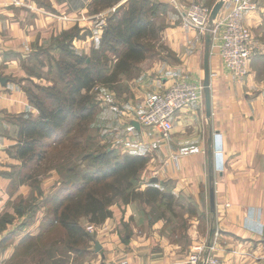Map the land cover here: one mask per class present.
I'll list each match as a JSON object with an SVG mask.
<instances>
[{"label": "crops", "instance_id": "obj_1", "mask_svg": "<svg viewBox=\"0 0 264 264\" xmlns=\"http://www.w3.org/2000/svg\"><path fill=\"white\" fill-rule=\"evenodd\" d=\"M91 3L92 0H0V221L6 214L15 216L13 222L24 218V213L19 216L15 213L12 203L15 197L27 194L26 187L18 188L19 184L11 190L12 178L1 173L12 168L4 163H18L7 153V148L16 143L17 126L7 121L6 116L23 112L36 115L37 110L29 103L23 89L34 52L40 47L47 51L58 49V43L52 41L62 38V32L70 27V21L60 19L59 15L72 17L78 11L85 13ZM263 18L264 8H259V11L247 13L245 22L252 30ZM92 19L82 22L85 28L88 25L90 29L85 37L89 44L88 32L92 38L98 37L101 29L97 32L95 23L100 22L99 28L103 23L100 18L96 22ZM183 29H166V34L171 36L167 40L169 46H173L180 62L173 65L163 62L164 65H155L147 71L143 79L134 82L138 84L141 95L164 91L181 79L193 83L203 80V52L201 55L196 46L191 51L187 49L190 45L183 38ZM256 41L260 49L264 47V42ZM256 58L254 56L250 60L248 74L237 82L219 58L211 55L210 117H206L203 101L178 110L172 118L173 135L169 146L166 148L161 143L159 146L163 148L156 151L157 156L163 154L167 162L164 176L176 180L174 189L190 192L200 209L206 203L210 214L208 150L212 148L215 208L210 214L209 237L213 242L215 235V242L208 252L220 264H264V82L258 76ZM166 70L173 75L163 74ZM182 146L180 170L177 171L168 156L178 153ZM140 204L134 201L111 207L112 215L95 227L94 243L98 242L101 249L98 252L92 250L88 263L83 264H113L118 261L189 264L188 256L206 238H198L196 231L192 244L183 250L179 244L169 241L161 230L164 219L145 214L148 206ZM37 217L41 218L40 213ZM20 223L23 224L18 228L7 223L10 233L5 237L10 238V244L4 251L5 256L0 253V264L5 263L7 252L8 256L12 255L14 246L30 229L25 222Z\"/></svg>", "mask_w": 264, "mask_h": 264}, {"label": "rangeland", "instance_id": "obj_2", "mask_svg": "<svg viewBox=\"0 0 264 264\" xmlns=\"http://www.w3.org/2000/svg\"><path fill=\"white\" fill-rule=\"evenodd\" d=\"M150 1L155 4L157 2L163 3L164 5H158L155 8V13L153 11L154 7L150 8L151 11L146 16L148 20L152 19L154 28L153 32L149 30L148 33L147 43L150 44V50L146 57L128 72L117 73L115 77H112L111 73L121 48L114 42L111 43V46H108L112 47L113 50L100 46L103 26L106 24L107 18L114 13L118 6L127 2V0H117L115 4H111L108 7L106 6L107 0H92L85 13L78 11L72 17L67 14H60V19L70 21V27L65 31L71 32L64 39L59 38L57 41H52V43L61 44V50L56 48L55 50L47 51L40 47L34 52L32 64L27 67L28 77L24 85L34 107L36 104H44L46 105V110L50 111L58 102L62 100L68 102L70 100L73 96L71 94L72 67H79V64L75 63L74 56L76 54L85 58L87 63L89 62L86 65L91 71L93 85L89 90L83 89L79 94L75 95L76 100L73 104V112L77 113L68 116L63 134L61 131L58 136H54L55 138L45 139L41 146L35 148L37 153L33 158V162L23 165L22 160L16 158L13 154L15 152L14 146L7 148L8 155L16 159L18 163H4V165L12 168L10 170H2L1 173L12 178L11 190H14L16 185L19 184L18 188L20 186L26 187L27 194L15 197L12 203L15 213L18 215L17 210L20 209L25 214L24 218L13 222L15 216L6 214L1 217L0 234L2 240L0 242V253L2 252V255L5 256L4 251L10 244V238L5 237V234L10 233L8 232L10 227L7 226V223H11L16 226L15 228H18L20 224H23L20 222H25L24 224H27L30 229L26 236L22 238V241L14 246L12 255L8 256V252L6 253L4 264L88 263L92 250H94V240L91 242H77L75 245H70L69 243L68 248L69 239L58 223L53 220V208L55 205L53 200L59 198L60 194L57 193V189L61 187L62 181L67 183V186H64L63 189L64 193L68 190L75 191L81 171L95 168L99 163L97 160L98 154L106 150H113L114 156L118 158L123 154H139L147 157L148 161L134 182V187L136 190L141 191L154 181V185L161 192H164V197L154 203H141L140 205L145 204L148 206V211L143 212L164 219L165 222L161 230L169 241L179 244L183 250L188 249V246L192 244L193 233L197 231L198 238H206L205 242L199 245L205 246L203 255L205 257L211 256L208 250L215 242V235L212 238L213 242H210L211 238L209 237L211 213H208L206 203L204 208L200 209L195 197L190 192L175 190L176 180L174 178L168 179L164 176L167 162L163 154L158 157L156 151L159 148H163L162 146L166 148L169 146L168 143L172 137L171 135H173V128L167 137L162 138L158 130L153 127H137L134 125L135 122L139 124L146 97L154 94L146 93L144 96L141 95L138 84L134 82L143 79L147 75V71H151V68L155 65H164V63L173 65L180 62L173 46H169L167 41L171 39V36L166 34V29L169 27L184 28L183 38H186L187 43L190 45L187 49L191 51L196 46L199 50L198 52H201L202 55L205 34L208 33L213 25L209 26L208 24L209 30L200 32L184 21V15L192 4H201L211 10L218 0H191L189 2L176 0L175 4H170L165 0ZM258 1L259 6L252 12L259 11V8H264V0ZM228 5V1L224 0L218 14L223 13L228 8ZM92 18H94L95 22L100 18L99 21L102 20L103 23L101 28L98 27L100 22L95 23L97 24L95 26L96 31L98 32L101 29L98 37L92 38L91 32H88L90 36L89 44L88 39L85 37L90 29L87 24V28H85L86 26L82 25V22L93 20ZM90 24L92 26L93 23ZM251 32L255 40L264 42V18L261 23L259 22L257 26L252 27ZM78 40L81 41V44L78 43L77 45ZM56 50L57 52L53 55L52 52ZM186 54L188 55L189 52H186ZM40 56H43V59ZM254 56L257 57L255 66L258 69V76L264 82V47L260 49L259 46V52ZM249 67L250 61L248 62V72ZM163 74L173 75V72L170 73V71L167 72L166 70ZM163 74L161 73L160 76ZM244 77L241 79L234 77V80L241 82ZM202 82L203 80L201 84ZM202 101L204 102V92ZM87 106H89L90 110L86 114ZM125 115L127 116L124 117ZM6 119L17 126L18 133L19 118L15 120L16 123L8 116H6ZM17 133L15 136L16 141L17 139L20 140V136ZM72 137H75V141L77 138L80 144L76 146L72 142L70 143L67 138ZM72 141L74 140L72 139ZM137 141L139 143L135 145ZM161 143L162 146H159ZM183 148V146L180 147L177 151L178 153L173 152L168 156L172 166L177 171L180 170L181 157L179 153H181ZM173 155L178 156L179 162L173 160ZM68 168H73V171H69ZM22 200L25 206L20 207L19 202ZM114 205L124 204L120 200H114L110 209ZM38 213H40L41 218L37 217ZM37 221H39L38 226ZM79 223L91 235H95V227L99 226L89 223L86 218H80ZM197 247H195L193 253L197 252Z\"/></svg>", "mask_w": 264, "mask_h": 264}, {"label": "trees", "instance_id": "obj_3", "mask_svg": "<svg viewBox=\"0 0 264 264\" xmlns=\"http://www.w3.org/2000/svg\"><path fill=\"white\" fill-rule=\"evenodd\" d=\"M107 2L106 6L108 7L115 4L117 0H107ZM151 3L150 0H127L107 18L106 24L103 26L100 46L112 49L108 46H111V43L114 42L121 48L111 73L112 77H115L117 73L131 70L146 57L150 50V44L147 43L148 33L149 30L153 32L154 28L152 19L148 20L146 16L151 11L150 8L154 7L153 11L155 13V8L158 5H164L158 2L156 4ZM70 33V31L62 32V38L64 39ZM58 45L61 50L62 45L59 43ZM74 58L79 67H72L71 94L73 96L68 102L62 100L50 111L46 110L44 104H36L34 107L27 89L23 87L29 103L37 109V115L34 116L31 112H23L19 115L9 116L15 123L16 119L19 118L20 120L17 133L20 140L17 139L13 145L15 148L13 154L16 158L22 160L23 165L34 161L33 158L37 153L35 148L41 146L45 139L56 137L61 131L62 134L65 132L64 125L68 116L77 113L73 112L75 95L83 89L89 90L93 85L91 71L86 65L89 62L87 63L86 59L78 56V54ZM89 110L90 108L87 106V112L85 113H89ZM66 131L68 130L66 129ZM67 139L76 146L80 144L77 138L75 141V137ZM97 160L99 163L95 168L81 171L75 191L68 190L64 193L63 189L64 186H67V183L62 181L61 187L57 189V193L60 194L59 198L53 200V204H55L53 220L58 223L69 239L68 248L69 243L75 245L77 242H91L94 240V235L89 234L80 225V218H86L89 223L100 225L112 215L110 206L114 200H120L123 204L133 201L148 204L164 197V192H161L154 185V181L141 191L136 190L134 187V182L148 161L146 156L123 154L118 158L114 156L113 150H106L98 154ZM68 170L72 172L73 168H68ZM24 204L23 200L19 202L20 207L25 206ZM17 212L18 215L22 214L20 209Z\"/></svg>", "mask_w": 264, "mask_h": 264}, {"label": "built area", "instance_id": "obj_4", "mask_svg": "<svg viewBox=\"0 0 264 264\" xmlns=\"http://www.w3.org/2000/svg\"><path fill=\"white\" fill-rule=\"evenodd\" d=\"M165 1L170 4L176 3V0ZM227 1L228 8L217 15L210 29V54L219 58L233 78L241 79L248 72V62L259 51L258 43L245 23L246 13L257 9L259 1ZM209 13L208 7L195 3L186 11L184 21L201 32L208 29ZM202 98L203 87L201 83H193L183 79L174 81L164 91L146 97L139 124L157 129L162 138H165L172 131V118L175 112L189 104L202 101ZM172 158L179 162L178 156L173 155ZM1 240L0 234V242ZM204 249V245L197 247V252L189 256L188 263L220 264L216 257H205L203 255ZM113 264L130 263L119 261Z\"/></svg>", "mask_w": 264, "mask_h": 264}, {"label": "water", "instance_id": "obj_5", "mask_svg": "<svg viewBox=\"0 0 264 264\" xmlns=\"http://www.w3.org/2000/svg\"><path fill=\"white\" fill-rule=\"evenodd\" d=\"M224 0H218L213 8L210 10L208 24L213 25V21L217 17L220 8L223 5ZM210 43L211 34L210 31L205 34L204 38V50H203V92H204V106L206 117L209 118L211 115V93H210ZM138 127V123H134ZM208 173H209V209L211 213H214L215 208V197H214V175H213V151L211 148L208 150ZM264 237V231H263ZM101 246L98 242H95L94 251H100ZM200 264H204L201 262Z\"/></svg>", "mask_w": 264, "mask_h": 264}]
</instances>
